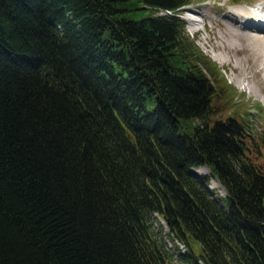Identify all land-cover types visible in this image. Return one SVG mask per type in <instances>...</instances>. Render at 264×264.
I'll use <instances>...</instances> for the list:
<instances>
[{"label":"trees","instance_id":"16d2710c","mask_svg":"<svg viewBox=\"0 0 264 264\" xmlns=\"http://www.w3.org/2000/svg\"><path fill=\"white\" fill-rule=\"evenodd\" d=\"M190 1L0 0V264H264V131Z\"/></svg>","mask_w":264,"mask_h":264},{"label":"rangeland","instance_id":"374dc122","mask_svg":"<svg viewBox=\"0 0 264 264\" xmlns=\"http://www.w3.org/2000/svg\"><path fill=\"white\" fill-rule=\"evenodd\" d=\"M240 7L253 12L258 18H264V0H191L183 5L179 14L185 21L184 35L189 41L193 40L197 48L209 59L215 61L225 82L234 91V97L230 95L226 100L222 97L227 105L229 102L227 111L235 109L244 113L254 128L264 131V46L260 47L262 44L259 43L253 48L254 42L250 34L260 35L239 29L248 19L246 13L240 11ZM226 14H236L240 16L241 21L230 23ZM191 16H195L197 20H190ZM254 133L258 134L255 131ZM194 169L200 173H210L207 165ZM208 186L210 189L220 187L221 190L218 187L216 191L212 190L213 196L218 197L220 193L224 195L225 189L215 177H210ZM153 226L163 233L168 229L167 222L159 215L157 221L153 220ZM180 248L184 246L181 245ZM176 263L182 264L177 260Z\"/></svg>","mask_w":264,"mask_h":264},{"label":"bare ground","instance_id":"6f19581e","mask_svg":"<svg viewBox=\"0 0 264 264\" xmlns=\"http://www.w3.org/2000/svg\"><path fill=\"white\" fill-rule=\"evenodd\" d=\"M240 11H243L246 13V16H248L246 19L240 26L239 29H241L242 31H253V34L256 35H260V36H253L252 34H250L252 37L251 39L253 40L254 43H252V46L254 48L255 45L257 44H262L260 47L264 46V18L261 19L262 17L258 18L254 15V13H250L249 10L244 9L242 7L239 8ZM236 13V12H235ZM240 16L238 15H231V14H226V19L230 20L229 22H235V24L238 21H241ZM218 21V20H217ZM221 22V21H220ZM229 26V25H228ZM231 28V27H230ZM233 28V27H232ZM230 31V30H229ZM238 33V32H237ZM260 33V34H258ZM264 69V68H263ZM249 85V83H247ZM247 85V86H248Z\"/></svg>","mask_w":264,"mask_h":264}]
</instances>
